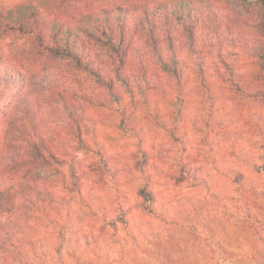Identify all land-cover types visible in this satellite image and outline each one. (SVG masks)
<instances>
[{"label": "rangeland", "instance_id": "374dc122", "mask_svg": "<svg viewBox=\"0 0 264 264\" xmlns=\"http://www.w3.org/2000/svg\"><path fill=\"white\" fill-rule=\"evenodd\" d=\"M190 1L193 46L102 55L104 81L0 41L21 74L0 86V264H264V8Z\"/></svg>", "mask_w": 264, "mask_h": 264}, {"label": "trees", "instance_id": "16d2710c", "mask_svg": "<svg viewBox=\"0 0 264 264\" xmlns=\"http://www.w3.org/2000/svg\"><path fill=\"white\" fill-rule=\"evenodd\" d=\"M32 1H28L30 4L27 5H0V41L10 39L7 45L10 46L11 58H38L56 49V55L69 57L73 65L97 74L100 81L105 80L101 75L102 55L107 57L109 66L114 67L116 73L133 55L143 61L153 51L160 58L163 39L170 47L169 53H172L180 29L187 30L186 40L191 46L196 42L194 34L199 17L195 15V3L190 0L135 1L131 4L103 1L82 8L74 4L88 3L89 0H35L38 4H32ZM257 1L264 8V0ZM206 11L211 16L216 13L213 5L207 6ZM213 23L216 28L217 21ZM29 39L31 41H27ZM8 58L0 53V86L16 87L21 74L12 67V59L11 64L7 62ZM52 70L58 72L54 80L60 82L59 78L63 79L65 75L58 67ZM63 80L66 81V78ZM56 95L65 100L64 92ZM42 140L38 138L36 145ZM36 145L32 148L37 150L38 155L31 162L49 165ZM141 194L150 201L149 193L142 190Z\"/></svg>", "mask_w": 264, "mask_h": 264}]
</instances>
